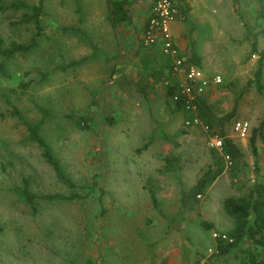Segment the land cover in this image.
I'll use <instances>...</instances> for the list:
<instances>
[{
    "label": "rangeland",
    "instance_id": "rangeland-1",
    "mask_svg": "<svg viewBox=\"0 0 264 264\" xmlns=\"http://www.w3.org/2000/svg\"><path fill=\"white\" fill-rule=\"evenodd\" d=\"M13 1L0 0L3 47L28 43L36 32L33 20L20 21L29 11L12 7ZM21 1L41 4V31L27 51L0 56V113L6 114L0 117V264H192L204 256L208 264H238L231 254L209 256L208 248L213 233L232 225L222 200L246 193L256 180L264 182V143L256 138L255 157L249 142L264 117V92L248 84L264 50V0L204 1L215 7L208 13L217 30L214 40L198 47L199 64L208 79L219 74L221 83H211L203 96L216 115L232 114L224 130L243 162L233 174L219 175L183 217L176 216L179 189L210 165L216 134L198 120L187 124L181 114L167 111L169 98L160 85L137 87L132 56L114 67L102 55L96 42L108 36L98 31L106 25L103 19L94 24L88 10L106 9L104 0ZM4 96L30 121L41 116L38 106L47 110L41 133L74 187L58 179L41 148L25 139V127L7 114ZM71 114L86 117L88 127H77ZM238 120L248 122L245 138L233 132ZM23 177L37 195L35 213L13 191ZM148 186L155 188L157 207ZM73 192L79 197H41Z\"/></svg>",
    "mask_w": 264,
    "mask_h": 264
},
{
    "label": "trees",
    "instance_id": "trees-1",
    "mask_svg": "<svg viewBox=\"0 0 264 264\" xmlns=\"http://www.w3.org/2000/svg\"><path fill=\"white\" fill-rule=\"evenodd\" d=\"M127 0H108L109 20L112 26L121 21H130V15L125 5ZM14 8L24 7L27 12L21 15V22H30L33 20L36 32L31 37L28 43L11 42L7 47L0 44V56L3 60L14 56L16 53L27 51L34 46L40 35L41 24L39 21V14L41 12V4L29 5L21 0H15L10 4ZM80 10H78L79 12ZM264 14V10H260V15ZM151 17L150 11L147 13L143 23V33L147 30L149 19ZM252 51H256L255 43L252 44ZM179 57L183 58L184 66L188 63L199 64V57L194 52L192 46L189 47L186 56L179 52ZM134 57L136 58L135 67L137 80L135 85L139 87V83L155 84L161 82L165 93L169 100L166 102V109L170 113H179L183 116L187 124H191L194 119L207 126V129L212 134H216L221 138L220 148L213 147L211 149L212 162L202 172V174L188 187L179 189V205L176 216L183 217L184 214L196 209L200 204L208 188L223 172L233 174L240 168L242 164V151L232 138L226 135L224 130L225 123L231 118L232 114L227 113L218 116L213 111V106L207 102L202 95L195 96L189 100L186 95L180 91L179 79L174 70L173 57L164 52L162 48V40L160 34L156 30L155 40L145 44L143 40L138 37L137 46L134 49ZM264 57V50L260 52L257 60V67L254 72L253 79L248 80V84L253 81L258 91L264 92V83L262 82V59ZM3 60L0 61V71H3ZM131 83V82H129ZM140 88V87H139ZM4 100L8 107L7 114L16 118L26 130L25 139L27 141L35 142L41 148V155L44 160L52 167L58 179L66 183L70 187H74L72 180L65 174L61 167L60 161L54 155L52 147L41 133L43 123L47 117V110L41 106L38 109L41 116L36 121L28 120L13 104L7 96ZM5 113H0V117H5ZM69 118L79 128H87V118L83 115L71 114ZM264 117L257 128L252 130L249 142L252 148V153L257 156V148L255 144L256 138H260L264 143ZM257 159L255 160V164ZM257 166H255L256 168ZM151 181H149L150 183ZM95 182L91 185L93 187ZM152 205L157 207L158 199L155 188L147 187ZM19 197L29 205L31 211H37L36 198L37 195L29 189V180L27 177L22 178V185L14 187L13 190ZM45 199H73L79 197L77 193L70 195H62L58 193H47L41 195ZM222 208L224 213L232 220V225L225 231L217 232L214 238L213 252L210 256H226L233 255L238 260V264H264V182L256 180L254 184L244 194L237 196H226L222 200ZM201 224L208 228L210 224L201 221ZM192 264H199V259L194 260Z\"/></svg>",
    "mask_w": 264,
    "mask_h": 264
},
{
    "label": "crops",
    "instance_id": "crops-1",
    "mask_svg": "<svg viewBox=\"0 0 264 264\" xmlns=\"http://www.w3.org/2000/svg\"><path fill=\"white\" fill-rule=\"evenodd\" d=\"M205 0H182L177 3V16L170 23V30L178 46L179 52L186 56L190 46L193 47L195 54L202 61V53L199 51L198 47L205 46V44L210 43L211 40L215 39L216 27L212 22V18L209 16L210 8L213 5H218L221 0H216L215 4L209 6V4H204ZM128 4L125 7L128 9L130 15V21H121L116 24V27L112 26L109 20V10H108V0H104V6L106 9L88 10L94 15V24L98 23L100 19H103L106 28L98 29V31L103 34V32H108V36L105 34L97 38V46L101 47L102 55L104 57L110 58L114 67H118L127 56L134 57V49L138 43V37L141 38L143 34V23L149 12L152 0H127ZM215 7H212L213 10ZM78 12V10H76ZM80 12V11H79ZM79 14V19H81V14ZM99 20V21H97ZM101 25H103L101 23ZM120 27L122 30L121 34L117 28ZM125 50H122L124 49ZM121 50V51H120ZM197 65V64H196ZM198 66L203 70V68L198 64ZM137 70V68L135 67ZM113 71L111 74L113 78L118 77V73ZM204 72V70H203ZM205 75V73H204ZM135 81L137 80L135 71ZM157 87L161 82H156L153 84Z\"/></svg>",
    "mask_w": 264,
    "mask_h": 264
},
{
    "label": "built area",
    "instance_id": "built-area-1",
    "mask_svg": "<svg viewBox=\"0 0 264 264\" xmlns=\"http://www.w3.org/2000/svg\"><path fill=\"white\" fill-rule=\"evenodd\" d=\"M182 0H152L150 6L151 17L147 30L142 34L141 39L145 44L155 40L156 30L160 34L162 40L163 51L173 57L174 70L179 79L180 91L192 100L195 96H202L210 84L221 83V76L215 74L211 79H208L203 70L194 63H188L187 66L183 64V58L179 57V49L173 39L170 23L177 16V3ZM195 121L198 119H194ZM207 129V126H204ZM233 132L238 137L245 138L248 134L249 125L247 121L238 120L232 125ZM211 145L215 148H220L221 138L215 135L211 138ZM217 232L213 233L215 237ZM211 253L214 251L213 247L208 248ZM210 253V255H211ZM209 255V256H210ZM179 264H189L187 262H180ZM199 264H208L207 259L202 257Z\"/></svg>",
    "mask_w": 264,
    "mask_h": 264
}]
</instances>
